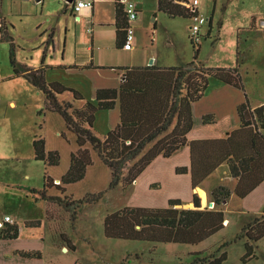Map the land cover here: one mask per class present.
<instances>
[{
    "label": "trees",
    "instance_id": "trees-1",
    "mask_svg": "<svg viewBox=\"0 0 264 264\" xmlns=\"http://www.w3.org/2000/svg\"><path fill=\"white\" fill-rule=\"evenodd\" d=\"M189 0H157L158 11L169 18L182 17L192 19L198 14L180 3ZM119 3V0H118ZM116 3V25L121 16L126 15ZM126 25V24H125ZM125 30V26H124ZM194 49L193 59L178 67L156 71L147 67L145 70L131 69L124 74L119 90H102L97 92V105L85 102L79 108L72 104L58 102L56 95L70 93L75 100H83L76 91L58 83H47L44 80L43 68L30 69L22 66L18 69L11 59L13 77H22L45 98V108L38 112L58 114L65 127L75 136L77 150L70 154L69 167L60 177L59 183L45 175L40 189H31L41 200L65 208L76 217L79 208L93 204L101 199L102 193L86 195L82 199H70L67 196H51L47 190L55 188L63 194L65 186L84 179L87 168L92 166V158L87 145L97 154L99 160L109 169L110 181L108 190L120 187L128 189L146 167L158 156L169 158L182 147L187 146L190 152V168L179 167L176 174L189 171L191 188L197 187L220 164L228 163L230 173L238 182L234 193L244 198L260 182L264 180V105L252 109L244 91V85L238 69L205 68L197 61L198 43L191 37ZM204 39V38H203ZM202 39V40H203ZM0 40L12 41L7 35L4 21L0 20ZM12 49V48H11ZM13 54L10 52V57ZM214 79L244 92L245 101L237 107L240 128L232 131L227 137L216 140L187 141L186 134L191 128L190 105L198 101L208 87L209 80ZM120 102V122L103 137L94 133V114L98 110H110L116 99ZM70 110V111H69ZM175 117L172 130L165 136H157L165 132ZM204 124L215 122L213 115L202 117ZM157 139V140H156ZM154 142V143H153ZM152 146L139 157L148 144ZM33 157L49 167L59 165L60 156L56 151L45 150L44 139L36 136L32 141ZM139 157V158H138ZM129 166L127 167V164ZM231 192L218 186L211 191L213 208L200 209L199 198L192 195L194 208L174 209L180 206L179 200H168L165 208L123 207L107 214L103 219V235L107 239L128 240L145 243L162 244H198L224 228V214L219 208L229 199ZM6 239H16L18 230L11 226L3 232ZM67 249H74L70 241L61 235ZM264 238V207L258 218L241 226V232L227 243L221 244L209 254L191 253L188 264H222L226 261L225 247L230 243L244 239L242 263L256 259L252 246ZM24 258H41V253L21 252Z\"/></svg>",
    "mask_w": 264,
    "mask_h": 264
},
{
    "label": "rangeland",
    "instance_id": "rangeland-1",
    "mask_svg": "<svg viewBox=\"0 0 264 264\" xmlns=\"http://www.w3.org/2000/svg\"><path fill=\"white\" fill-rule=\"evenodd\" d=\"M140 1L146 4V10L139 14L143 18L144 27H149L150 30L153 26L156 28L154 35L152 31L146 32L145 35L141 33V41L145 40L148 45L152 41L154 52L158 56L171 53L177 56V64L190 62L193 52L187 37L191 34L188 27L192 25L193 19L169 20L157 13L156 0ZM198 2V15L207 21L201 26L197 61L205 68L238 66L244 90L251 102L264 101V0ZM190 3L191 0L188 1V4ZM208 20L211 21V30L207 32ZM184 31L187 35H183L181 40L178 39L175 47L167 46L166 39L170 33L174 32L178 37L181 33L185 34ZM9 42L0 41V222L7 216L19 225L23 231L22 236L35 234L39 238L43 264H188L192 247L187 245L115 240L107 239L103 235V219L107 214L126 206L160 204L162 195L166 192L170 194L171 191V183L165 179L161 189L156 188L152 192L142 194L138 193L141 189H138V192L129 188L123 191L120 187L108 190L110 171L99 160L91 146L87 145L92 166L87 169L84 179L65 186L63 194L55 188L47 190L48 195L67 196L75 200L86 195L103 194L97 202L79 208L74 219L64 207L43 201L37 194H32L26 189L28 186L42 188L45 175L57 178L69 163L70 153L75 151V142L74 136L67 131L63 119L58 114L44 112L43 116L37 115L45 108L43 95L30 90L18 78L9 79L13 71L11 59L14 60L15 66L21 69L22 64H25L23 58L26 56L24 52L16 49L14 53ZM31 63L37 64L35 57ZM10 101L15 103V107L9 106ZM58 102L65 104L66 101L58 99ZM175 122L173 117L170 126L159 134L157 139L168 134ZM93 126L96 135L105 130L101 119L97 126ZM36 136L44 139L45 149L59 154L58 166L49 167L34 160L32 141ZM151 146L152 143L148 144L139 157ZM227 189L234 192L231 187ZM201 195L204 202L205 194ZM210 202L212 203L211 196L208 197L206 205L201 204V208L211 209ZM232 204L233 202L225 212L229 226L211 237L205 245L206 248L215 250L240 233L241 222L232 221V216L235 215L229 212L230 208L235 209ZM173 208L185 209L180 206ZM219 208L225 209L223 205ZM28 221L35 223L29 225L26 223ZM11 226L13 225L7 226L6 229L1 227L0 232L5 229L6 233ZM61 235L70 241L73 250L64 249L67 247ZM244 242L245 240L241 239L228 244L224 249L227 259L222 264H242L240 259L244 254ZM252 248L258 259H253L247 264H256L257 261L264 263V238Z\"/></svg>",
    "mask_w": 264,
    "mask_h": 264
},
{
    "label": "crops",
    "instance_id": "crops-1",
    "mask_svg": "<svg viewBox=\"0 0 264 264\" xmlns=\"http://www.w3.org/2000/svg\"><path fill=\"white\" fill-rule=\"evenodd\" d=\"M75 1L77 0H73L72 3L67 0H0V20L4 21L7 35L12 38V41L9 42L10 46L14 53L16 49V51L24 52L26 55L23 58L25 64L22 65L30 69L43 68L44 80L47 83H58L76 91L83 97V100H75L70 93H64L56 95L59 100L63 99L75 108L83 106L85 102L96 106L98 103L97 92L102 90L118 91L124 79V74L131 69L140 71L145 70L147 67H153L156 68V71H159L158 69L163 70L184 65L182 63L177 64V56L174 54L168 53L166 56L155 54L152 41L149 45L145 40L144 42L141 41V33L145 35L146 32L151 33L152 31V35H154L156 31L154 26L151 30L149 27H144L143 18L140 15L146 10L145 2L127 0L135 5L137 17L132 22L134 28L132 47L130 50H124V26L126 22L125 17L121 16L118 26L116 25L115 7L118 0H93L91 9H83L77 13L73 11ZM180 4L185 6L184 2ZM119 5L122 8V5ZM199 5L200 3L196 7ZM157 13H161L169 20L175 18L190 20L182 17L169 18L159 12L158 8ZM210 25L211 21L208 20L207 32L211 30ZM188 29L190 30V27ZM201 33L200 28L199 36ZM183 35H187V33H181L178 37L174 35V32L170 33L166 39L167 46L175 47L176 41L183 39ZM189 37H187V40L194 56V49ZM34 57L37 62L36 65L31 63ZM179 62H181L180 59ZM16 78L21 80L22 84L30 90H35L37 94L42 95L24 78L13 77L12 71L9 79ZM247 98L252 109L264 105V101L253 103L248 96ZM244 101L243 91L210 79L202 97L190 105L191 128L186 134L187 141L223 139L232 131L240 128L237 107ZM8 104L15 107L13 101L8 102ZM48 113L50 112L46 114ZM205 115H213L215 122L204 124L202 117ZM100 119L105 126V130L100 134L103 137L120 122V102L118 98L115 100L112 109L95 112L93 125L97 126ZM260 131L262 134L264 133V130ZM77 148L75 143L73 150L76 151ZM45 150L46 152L49 151L48 149ZM68 167L69 163L62 169L57 178L50 177L54 182L59 181ZM179 167L190 168V152L187 146L182 147L169 158L156 157L146 167L129 187V190L134 189L138 192V189H141L138 192L139 194L152 192L156 188L159 190L165 179L171 183V191L170 194L166 192L165 195H162L160 204L150 203L140 207H167L168 200L173 199L180 201V208L192 209L194 208L192 195L196 194L199 198L200 209H204L205 207L201 208V204L206 205L208 203V197L214 188L222 186L225 188L231 187L234 190L238 182L237 178L231 176L228 163H222L197 187L192 189L189 171L185 174H176L175 169ZM26 189L30 191L36 188L28 186ZM201 193L205 194V203ZM231 202H233L232 206H235V209L230 208L229 212L235 215V217L232 216V221L241 222L239 224L241 232V226L244 223L258 218L262 212L264 207V180L244 198H239L234 192H231L230 198L222 203L225 207V209H222L225 219L224 228L229 226V220L225 212L226 208L231 206ZM26 223L34 225L35 221ZM10 225L17 227L18 237L16 239L3 237L4 230ZM3 226L5 229L0 232V264H43L42 256L40 259H36L24 258L19 255L21 252H40L39 238L35 234L22 236L23 231L16 222L4 223ZM214 235L198 244L183 245L192 247L189 253L209 254L214 249L206 248L205 245ZM64 249L67 250V248ZM256 264L264 263L257 261Z\"/></svg>",
    "mask_w": 264,
    "mask_h": 264
},
{
    "label": "built area",
    "instance_id": "built-area-1",
    "mask_svg": "<svg viewBox=\"0 0 264 264\" xmlns=\"http://www.w3.org/2000/svg\"><path fill=\"white\" fill-rule=\"evenodd\" d=\"M119 3L123 5V9L126 15V25H125V39L123 44L124 50H130L132 47V43L134 40V28L132 26V22L136 20L137 10L133 3L127 0H119ZM199 4L198 0H191V3H184V5L188 8L195 9V7ZM93 7V0H77L73 3V11L75 13L80 12L83 9H91ZM192 25L190 26V37L195 42L198 43L199 40V31L201 26L207 21L201 15H196L192 18ZM214 205V204H213ZM212 205V208H213ZM4 223H12L11 218L4 217L3 222H0V228L3 227Z\"/></svg>",
    "mask_w": 264,
    "mask_h": 264
},
{
    "label": "water",
    "instance_id": "water-1",
    "mask_svg": "<svg viewBox=\"0 0 264 264\" xmlns=\"http://www.w3.org/2000/svg\"><path fill=\"white\" fill-rule=\"evenodd\" d=\"M69 3H72L73 2V0H67ZM56 184H58L59 183V181H57V182H55ZM214 203H210L209 204V206H212ZM225 222V221H224Z\"/></svg>",
    "mask_w": 264,
    "mask_h": 264
}]
</instances>
